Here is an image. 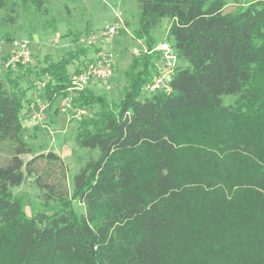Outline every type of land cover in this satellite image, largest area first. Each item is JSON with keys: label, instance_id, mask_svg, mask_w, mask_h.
Segmentation results:
<instances>
[{"label": "trees", "instance_id": "1", "mask_svg": "<svg viewBox=\"0 0 264 264\" xmlns=\"http://www.w3.org/2000/svg\"><path fill=\"white\" fill-rule=\"evenodd\" d=\"M39 9L45 0H33ZM137 39L146 51L123 72L117 103L87 87L74 104L95 109L76 143L97 149L73 176L48 150L33 152L20 113L35 71L50 80L39 95L54 106L66 94L68 65L90 49L48 55L35 70L0 78V264H264V0L234 12L229 0H136ZM8 0L2 18L14 21ZM170 20L177 63L170 90L145 91L161 52L151 36ZM96 83H93L94 85ZM232 96L231 103L223 102ZM56 210L27 215L12 194L25 177ZM77 199L83 211L71 201Z\"/></svg>", "mask_w": 264, "mask_h": 264}, {"label": "rangeland", "instance_id": "2", "mask_svg": "<svg viewBox=\"0 0 264 264\" xmlns=\"http://www.w3.org/2000/svg\"><path fill=\"white\" fill-rule=\"evenodd\" d=\"M246 1L229 0L224 9L227 12H234L237 5ZM8 7L13 8V10H10V14L14 16L13 22L4 20L2 18L3 12L0 11V78L3 79L5 73L4 63L13 49L12 41L14 39L31 40L32 64L29 66L35 70L44 63L46 55L54 61L67 56L70 50L75 49L76 41L80 36L104 24L112 23L116 20L115 13H118L122 18L123 27H121L120 32L126 31L127 27L130 34L136 37L135 30L138 27L136 0H45L39 9L35 7L33 0H8ZM169 26L170 20L164 17L161 19L160 24L151 31V36L157 40V44L168 41ZM140 40H142L141 46H143L144 39ZM125 55L123 61L120 62V66L117 65L114 70L118 78L110 89H107L101 83L92 85L97 93L106 95L112 103H117L123 94V72L128 69L133 57L131 53ZM80 61L81 56L75 58L72 63L78 64ZM177 63L181 62L177 60ZM71 64L68 65L69 71L72 69ZM35 80L36 75L33 71L30 74L21 75L19 83L23 87L33 83L30 92L39 95L41 89L34 84ZM233 99L232 96H224L223 102L228 104ZM57 112L60 117L59 120L56 121L54 117L53 120L50 118L54 114L52 111L48 113L43 123L45 126H41L31 122L32 120L24 119L25 111H21L20 118L24 129V137L33 148L32 153L24 154L21 157L23 162H26L37 152H47L48 150L60 155L68 167L67 181L70 190L69 197L71 198L73 176L86 161L98 156V150L79 146L76 143L75 134L80 120L72 117L70 113H60L58 108ZM34 125H36V128ZM11 190L12 194L21 201L27 215H31L38 210L48 209V212H51V210H56L60 206L55 200L49 202L43 200L41 192L33 182V177L26 176L23 183ZM71 205L77 212L83 211V205L77 199H73Z\"/></svg>", "mask_w": 264, "mask_h": 264}, {"label": "built area", "instance_id": "3", "mask_svg": "<svg viewBox=\"0 0 264 264\" xmlns=\"http://www.w3.org/2000/svg\"><path fill=\"white\" fill-rule=\"evenodd\" d=\"M115 17L116 20L112 23L90 30L77 39L76 46L89 48L91 54L82 61L81 67L70 73L66 94L57 107L60 113H70L72 117L78 120L94 117L95 110L93 108L76 105L74 99L93 83H101L107 89H110L114 83L113 75L117 56L113 46L115 45V38L123 27L122 18L118 13H115ZM12 46L13 49L4 63L5 68L14 70L19 66L27 67L32 64V42L30 39H14ZM154 49L161 52V59L157 67L158 73L145 83L143 88L145 91L157 89L169 91V81L177 64L176 53L168 41L158 43ZM141 50L146 51L145 47L134 45L130 52L133 55H138ZM49 80L50 75L46 73L41 78L36 79L34 84L42 89ZM30 97L26 107L29 118L34 123L45 126L43 123L51 107L49 102L35 93H31Z\"/></svg>", "mask_w": 264, "mask_h": 264}, {"label": "crops", "instance_id": "4", "mask_svg": "<svg viewBox=\"0 0 264 264\" xmlns=\"http://www.w3.org/2000/svg\"><path fill=\"white\" fill-rule=\"evenodd\" d=\"M128 32V33H127ZM142 40H140V39H137V38H135L132 34H130V32H129V30L127 29V27H126V31H124V32H120L118 35H117V37L115 38V42H114V46H113V48H114V50H115V52H116V56H117V61H116V64H115V68L117 67V65H119L120 66V62H122L123 61V58L126 56L125 54L126 53H131L130 52V49H131V47L133 46V45H139V46H141L142 45ZM90 54H91V52L89 51V53L86 55V56H82L81 55V61L77 64H74V63H70L71 64V66H72V69H71V71H69L70 73H72L73 71H75V70H77L79 67H81V64H82V61H84L86 58H87V56H90ZM69 70V69H68ZM115 70V69H114ZM117 78H118V76H117V74L116 73H114V75H113V81H115V80H117ZM90 86H92V85H90ZM62 98V97H61ZM60 98V99H61ZM60 99H58L57 100V102H56V105H54V106H51L50 107V111L49 112H54V114L50 117V118H52V120H53V117H54V119L57 121V120H59L60 119V117L57 115L58 114V112H57V107H58V105H59V100ZM60 102H61V100H60ZM25 111V113H24V115H23V118L24 119H29V120H31L30 118H29V116H28V111H27V108L24 110ZM57 115V116H56ZM55 116H56V118H55ZM54 120V121H55ZM62 121V120H61ZM63 121H65L64 119H63ZM31 122H33V121H31ZM67 123V122H66ZM34 124V123H33ZM36 125H34V127H35ZM36 128V127H35Z\"/></svg>", "mask_w": 264, "mask_h": 264}]
</instances>
